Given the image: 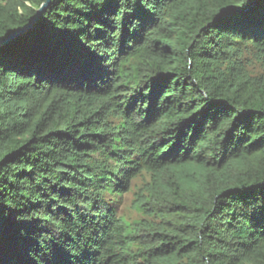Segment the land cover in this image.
Instances as JSON below:
<instances>
[{
  "label": "trees",
  "instance_id": "1",
  "mask_svg": "<svg viewBox=\"0 0 264 264\" xmlns=\"http://www.w3.org/2000/svg\"><path fill=\"white\" fill-rule=\"evenodd\" d=\"M0 264H264V0H51L0 48Z\"/></svg>",
  "mask_w": 264,
  "mask_h": 264
},
{
  "label": "rangeland",
  "instance_id": "2",
  "mask_svg": "<svg viewBox=\"0 0 264 264\" xmlns=\"http://www.w3.org/2000/svg\"><path fill=\"white\" fill-rule=\"evenodd\" d=\"M250 61H251V66H250L251 69L259 71V68L261 67L260 64L256 62L254 58H252V56L250 57ZM135 184L140 186L142 184V180L141 179L137 180ZM134 200H135V196L133 193L127 194L119 203V214H121L122 216L128 219H135L137 217V213L134 209Z\"/></svg>",
  "mask_w": 264,
  "mask_h": 264
},
{
  "label": "water",
  "instance_id": "3",
  "mask_svg": "<svg viewBox=\"0 0 264 264\" xmlns=\"http://www.w3.org/2000/svg\"><path fill=\"white\" fill-rule=\"evenodd\" d=\"M51 5V0H47L37 11L35 18L21 30L16 31L9 35L6 39L0 40V48L7 46L8 44L14 42L15 40L25 36L30 30L37 24L39 19L43 16V14L48 10Z\"/></svg>",
  "mask_w": 264,
  "mask_h": 264
}]
</instances>
